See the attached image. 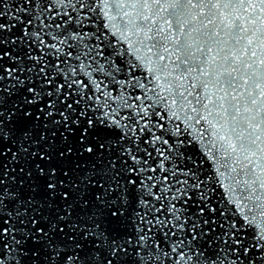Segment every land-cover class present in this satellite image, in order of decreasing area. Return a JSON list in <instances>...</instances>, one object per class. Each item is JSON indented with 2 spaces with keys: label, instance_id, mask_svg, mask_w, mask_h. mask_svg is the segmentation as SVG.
<instances>
[{
  "label": "snow or ice",
  "instance_id": "6c2138e0",
  "mask_svg": "<svg viewBox=\"0 0 264 264\" xmlns=\"http://www.w3.org/2000/svg\"><path fill=\"white\" fill-rule=\"evenodd\" d=\"M0 264H264V0H0Z\"/></svg>",
  "mask_w": 264,
  "mask_h": 264
}]
</instances>
